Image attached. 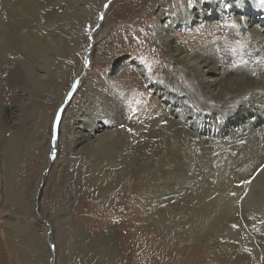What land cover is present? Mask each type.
<instances>
[{"label": "rangeland", "instance_id": "rangeland-1", "mask_svg": "<svg viewBox=\"0 0 264 264\" xmlns=\"http://www.w3.org/2000/svg\"><path fill=\"white\" fill-rule=\"evenodd\" d=\"M156 1L166 15L175 17L195 0H0V134L7 137L3 156L0 154L3 264H99L100 257L106 260L110 255L107 251L115 249H111L112 243L121 246L120 236L129 232L149 236L153 246L177 264H189L188 256L193 252L207 256L203 263L264 264V136L235 145L220 142L207 149L185 134L171 132L189 173L182 182L194 191L183 205L182 215L171 220L153 217L148 211L153 208H148L146 201V186L155 180L153 174L175 165L167 163L164 156L154 152L145 159L139 156L138 163L122 172L121 181L129 175L141 180L134 190L139 200L128 208L120 206L121 182L111 187L113 181L91 180L86 174L93 169L88 167L84 153L78 154L83 155L82 161L62 154L64 126L53 143L57 111L63 107L64 115L71 103L88 96L85 83L93 86L96 81L101 90L114 84L117 90L105 93L123 98L130 104V115L147 127H154L158 123L154 114L169 105L157 92L166 77H174L179 88L190 89L193 79L171 58L167 45L152 34L158 17ZM255 2L249 0V7ZM250 10L263 17L259 10ZM196 25L195 20L178 29V34L188 31L195 36L200 32L206 36L204 45L230 43V38L238 37L228 30L225 36L218 30L208 31L204 23ZM236 52V63L248 61L253 67L256 60L248 49ZM76 67L80 73L72 80ZM40 73L44 74L43 81L39 80ZM134 78L140 83L125 86L124 91L118 89L123 85L119 80L132 82ZM5 107L17 122L13 130L4 128ZM125 117L120 118V132ZM188 120L193 123L191 117ZM201 121L204 126L211 122L206 114ZM161 124L169 129L166 122ZM49 125L51 134L47 135ZM150 137V142L162 146L158 134ZM118 153L112 154L119 158L109 156L123 165L126 155ZM212 153L219 155V160H214ZM176 165L172 171L177 170ZM92 239L107 241L101 244L105 248H100L107 251H96L97 242L92 243ZM214 241L216 245L239 244L225 248L234 258L228 261L222 256ZM0 246H4L1 241Z\"/></svg>", "mask_w": 264, "mask_h": 264}, {"label": "bare ground", "instance_id": "bare-ground-1", "mask_svg": "<svg viewBox=\"0 0 264 264\" xmlns=\"http://www.w3.org/2000/svg\"><path fill=\"white\" fill-rule=\"evenodd\" d=\"M207 1L208 3H204L203 0H195L194 5H186L175 17L173 14L166 15L159 1L154 4L158 17L152 34L161 43L167 45L171 58L182 65L187 75L193 79L189 81L190 89L186 90L178 87L174 77L170 75L166 77L161 90H157V92L168 99L169 105L154 114V116L158 115V123L154 127H151V124L148 127L144 126L143 121L139 122L138 117L130 115V104L124 103L123 98L105 93V90L111 92L117 90L114 84L101 90L96 81L93 86L88 83L84 84L89 88L88 96L79 102L74 101L75 104L70 102L68 110L63 115V123L61 120L59 127V133L62 132L61 126H64L65 130L62 139L66 144L62 143L64 152L62 154L67 159L73 160L76 157V160L81 159L82 161L83 157L81 156L83 155L78 156V154L84 153L88 159L87 164H90L88 167L91 166L93 169H91L92 172L87 171L86 176L89 179L100 180V183L113 181L114 184L111 187L117 186L121 182L118 187L120 189L119 196L122 195L120 198L121 207L130 208L133 202L139 200V195L134 190L141 180L129 175L121 181L122 172L127 170V166L136 163L137 157L145 159L154 152L164 156L167 163L176 165L177 162L178 168L175 171H172L175 165L174 167L161 165L163 169L160 168V171L154 173L153 180H155L146 186L148 208L150 206L153 208H149L148 211L153 217L160 216L158 219L179 218L182 215L183 205L187 203L191 193L194 192L182 182L189 173L183 152L170 138L171 132L185 134L193 141L205 144L204 147L207 149L216 147L220 142L225 145H235L237 142H250L256 136L257 139L264 136V4L261 3V0H257L253 6L250 5L262 12L263 17H256L254 11L250 10L249 0ZM197 16L198 18H196ZM195 20L198 24L196 26L202 23L206 24L208 31L218 30L222 36H225L228 30L237 34L238 37L230 38L232 40L230 43L210 42L204 45L203 41L206 36H202L200 32L195 36H191L188 31L183 35L178 34V29L193 24ZM179 40L190 43L185 45L183 41ZM234 48L236 51L243 50V48L248 49L252 59L256 60L253 67L248 61L236 63L237 52ZM78 73H80V68L76 67L72 70L71 79L74 80ZM43 76V73L38 74L39 80L43 81ZM118 82L123 84H118L121 87L118 89L124 91L123 87L140 83V79L134 78L132 82L122 79ZM173 91L176 94H173ZM170 94L176 95V98ZM127 96L129 98V93ZM62 100L61 97L59 102ZM10 109L13 110V108ZM3 112L6 121L4 128L13 130L17 124L16 120L12 115V117L8 115L11 113L9 108L5 107ZM205 114L211 122L204 126L201 119L203 117L204 120ZM121 117H125V124L120 132L121 129L118 128ZM190 117L193 123L189 122L188 118ZM161 122H166L169 129L161 127ZM129 123H133V125L129 127ZM49 130L47 135L51 134L50 125ZM154 133L161 137V147L158 142H150V136H153ZM248 135V138H244ZM131 138L137 143L130 141ZM6 140V135L0 134V154L2 156L5 150L4 146L7 144ZM114 151H119L120 155H126L125 160L122 161L123 165H117L118 163L109 156ZM111 156L118 157L116 154ZM212 158L216 160L219 155L214 154ZM240 177L239 175L238 178ZM222 179L224 180L223 177ZM235 185L238 186V184ZM230 186L228 185V188ZM232 188L236 187L232 186ZM83 201L87 203V200ZM131 214L132 212L127 213L129 216ZM255 216L256 214L246 215L250 218ZM10 219L13 217L11 216ZM120 237L121 246L119 243L118 246L113 243L111 245V249L120 247L118 251L113 249L115 252L100 249L105 248L101 245L103 241L107 242L104 239L101 241H99L100 239L91 240L92 243L97 242L94 246L96 251L110 253L106 260L100 257L99 264H158L159 261H164L166 264H177L176 260L172 261L169 255L160 253L147 235L129 232ZM0 241L4 244V246H0V264H3L5 239L1 237ZM213 244L217 248H221L222 256H226L228 261H231L234 256L225 248L239 246L237 243L228 244L226 242L216 245L215 241ZM140 245H143L144 248H139ZM109 246L110 244H108ZM94 255L92 254L91 257ZM188 257L189 264H209L203 263V259L207 257L203 253L193 252Z\"/></svg>", "mask_w": 264, "mask_h": 264}, {"label": "snow or ice", "instance_id": "snow-or-ice-1", "mask_svg": "<svg viewBox=\"0 0 264 264\" xmlns=\"http://www.w3.org/2000/svg\"><path fill=\"white\" fill-rule=\"evenodd\" d=\"M261 3L264 4V0H261ZM76 83L78 84V82H76ZM75 87H76V84L73 85V88H75ZM63 112H64V109H63V107H61L56 113V117H55V121H54V125H53V130H54L53 143H55L57 136H58V133H59V127L61 124ZM54 157H55V153H53V158ZM262 170H264V169H262Z\"/></svg>", "mask_w": 264, "mask_h": 264}]
</instances>
